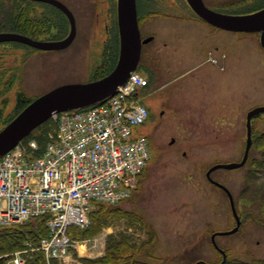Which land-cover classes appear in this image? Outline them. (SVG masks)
<instances>
[{
	"label": "rangeland",
	"instance_id": "rangeland-1",
	"mask_svg": "<svg viewBox=\"0 0 264 264\" xmlns=\"http://www.w3.org/2000/svg\"><path fill=\"white\" fill-rule=\"evenodd\" d=\"M28 1L0 0V21L6 16L4 10L11 11L16 19L28 11V18L38 23L32 37L57 40L58 35H63L60 39L68 36L71 27L65 16L50 4ZM69 1L77 16V34L69 47L45 51L14 41L0 43V131L22 111L17 104L19 93L26 99H36L61 85L88 83L102 74L114 44L117 0H113V5L111 0ZM149 24L148 32L157 37L147 50L158 48L166 54L170 44H175L180 51L181 62L178 58L170 78L177 82L160 88L156 94L160 100L174 98L180 114L171 118V128L164 131L163 139L151 152L150 162L131 196L111 204L110 207L120 209L103 224L96 220L102 211L92 212L98 209L95 204L89 226L79 227L71 234L75 240L73 249L57 258L58 263L84 264L81 258L102 257L111 243L117 245L125 236L126 241L138 247L148 245L140 258L150 264H257L264 260V164L260 151L254 149L239 168H218L210 178L207 172L216 164L241 162L244 157L246 117L240 107L238 117L231 115V105L235 99H244V91L250 94L251 88L257 90L258 86L259 91L251 93V99L255 96V102L264 104L261 41L249 37L251 47L258 45L255 50L261 59L254 64L241 62L234 68L225 55L239 34L222 29L212 34L206 25L195 22L156 19ZM0 32L18 30L6 23L0 24ZM174 35L181 39L173 38ZM214 40L228 49L210 48ZM164 42L170 44L166 47ZM252 65L259 66V71L254 69L251 75ZM137 71L146 75L143 65ZM249 77V86L244 91L237 90L248 85ZM213 84L229 94L221 98L217 95L215 112L202 115L203 109L193 108V97ZM231 90L239 97H231ZM211 94H216L215 89ZM253 128L255 135L264 134V113L253 120ZM135 131L147 135L145 124L136 126ZM222 184L231 191L242 220L241 227L232 234H217L237 227ZM145 250L152 255H145ZM44 261L53 264L55 260L46 257Z\"/></svg>",
	"mask_w": 264,
	"mask_h": 264
},
{
	"label": "built area",
	"instance_id": "built-area-1",
	"mask_svg": "<svg viewBox=\"0 0 264 264\" xmlns=\"http://www.w3.org/2000/svg\"><path fill=\"white\" fill-rule=\"evenodd\" d=\"M146 84L133 73L105 102L55 114L57 130L41 156L33 141L0 158V228L44 216L49 231L37 247L29 241L16 251L13 264H26L36 250L61 257L73 247L69 228L89 226L94 202L130 196L150 159L147 138L135 131L148 116L136 96Z\"/></svg>",
	"mask_w": 264,
	"mask_h": 264
},
{
	"label": "water",
	"instance_id": "water-1",
	"mask_svg": "<svg viewBox=\"0 0 264 264\" xmlns=\"http://www.w3.org/2000/svg\"><path fill=\"white\" fill-rule=\"evenodd\" d=\"M32 1L49 3L61 9L70 21V34L61 40L47 41L38 40L18 32H0V43L14 41L41 50H60L68 47L76 36V19L72 11L59 0ZM187 1L201 18L217 27L232 31H261V43L264 46V8L249 14L231 15L211 10L204 4L203 0ZM117 18L120 35V54L114 69L97 80L88 83L64 84L34 99L0 131V157L28 137L32 131L48 121L54 113L87 107L114 95L118 86L128 79L132 71L137 69L141 58L142 44L149 42L152 38L145 40L141 38L136 0H118ZM261 112H264V107H258L248 114V141L242 161L214 165L207 172L209 178L213 170L218 168H238L246 163L252 144L251 119L254 115ZM221 186L224 187L223 185ZM224 188L229 195L233 213L237 218V227L222 234H232L239 229L241 220L238 216L232 193L226 187ZM214 237L215 235H213Z\"/></svg>",
	"mask_w": 264,
	"mask_h": 264
},
{
	"label": "flooded vegetation",
	"instance_id": "flooded-vegetation-1",
	"mask_svg": "<svg viewBox=\"0 0 264 264\" xmlns=\"http://www.w3.org/2000/svg\"><path fill=\"white\" fill-rule=\"evenodd\" d=\"M60 1H62L65 5H67L71 9L77 23L76 12L75 9L72 8L73 6H71L72 4L71 1L69 0H60ZM75 1L78 2L77 0H72V2ZM136 1H137L138 20H139L142 39L148 37L152 38L149 42L144 43L142 46L141 61L148 79L147 86L144 88L143 90L144 94L142 95V100L148 109V118L145 122V127L147 129L148 140L153 149L152 152H154V148L157 146V142H161V139H163L162 136L164 131L169 130L171 128V118H176L180 114L179 113L180 106L177 104L174 98L172 99V97H169L168 99L160 100L157 98L156 94L160 88L164 86H171L172 84L177 82L175 79H170V78L177 67L178 58H179V63L181 62L180 60L181 55H180V51L177 49L175 44L171 45L170 43L167 42H164V46L167 47L170 44V47H168L169 49L166 54L162 53L161 52L162 49L158 50V48L156 49L148 48L147 50L146 48L147 45L152 43L154 38L157 37L155 34L148 32L151 26L149 23L153 22L156 19H163V20L179 22V23L195 22L196 24L198 23L200 25H206V27H208V31L212 34L215 33L216 30L222 28L209 23L203 20L200 16H198L190 7V5L187 3V0H169V1L162 0L161 2H159V0H147L148 2H146L145 0H136ZM203 1L208 8L214 11L223 14H231V15L248 14L264 8V0H203ZM110 2L113 5V0H111ZM114 10L115 7L113 8V12H111V16L113 15ZM65 17L69 22L68 17L66 15ZM222 30H226V29H222ZM226 31H231V30H226ZM231 32H235L239 34V36L236 38L237 41L235 42V44L230 47L231 51L227 52L225 55L227 59L231 60L230 65L234 68H237V65L240 64L241 62H245V63L247 62L250 64L257 63V61L261 59L260 54L256 52L258 45L256 44L255 46L256 50L254 46L251 47L250 43L252 42V40L250 38H257L261 41V32H245V31H231ZM172 37L175 39H181L180 36L178 35H174ZM209 46L210 48L217 51L228 49V47H224L222 43L217 40H214L212 43L209 44ZM246 54L247 57H245ZM254 69H257V71H259V66L253 67L252 65L251 75ZM245 82H243L241 85H244ZM249 82H250V77L246 82L248 83V85L246 87L243 86V88L237 90L244 91L249 86ZM259 88L260 86L257 87V90H255V88H251L250 94H245L244 91L245 100L235 99L232 101L231 115L238 117L239 107H240L242 116L246 117V129H247V116L249 112L261 106L259 105V103L255 102V96L251 99V93L255 94L256 92L259 91ZM213 89H215L216 92L214 96L211 94V91ZM217 90L219 91L217 92ZM232 91L234 90H231V92ZM228 94L229 93L227 91H223L220 87H217V85L215 84H213L212 86H207L202 93L200 94L198 93L193 97V101H192L194 104L193 108H196L197 111L199 109H203L202 115H207L208 113L215 112L214 108H216V104L219 101V98H221L222 96H226ZM217 95L219 98H217ZM230 96L239 97V95L237 94L234 95V92H232ZM248 104L249 107L247 106ZM262 106H264V104ZM263 113L264 112L255 115L251 121L252 146L255 144L253 120L256 117H260ZM220 252L222 253L223 250Z\"/></svg>",
	"mask_w": 264,
	"mask_h": 264
},
{
	"label": "trees",
	"instance_id": "trees-1",
	"mask_svg": "<svg viewBox=\"0 0 264 264\" xmlns=\"http://www.w3.org/2000/svg\"><path fill=\"white\" fill-rule=\"evenodd\" d=\"M28 1V0H26ZM148 2L147 0H145ZM31 2V1H28ZM61 16H65L64 13L54 7ZM6 16H4L3 20L0 21L1 25H6V23H10L15 25L19 33L31 36V32L38 27V23L36 20L32 21L28 18V11H26L25 15L24 12L21 19H16L12 17L10 14L11 11H6ZM116 29L114 31L113 37V48L108 55L107 64L105 67L102 68V74L99 76L100 78L107 75L109 72L112 71L119 56V33L117 30V19L115 21ZM63 24V23H62ZM64 29V28H63ZM62 29V30H63ZM65 32V31H63ZM63 35H58L55 39H60ZM104 73V74H103ZM98 77V79H99ZM34 99H26L22 93L18 94V108L19 111L24 109L29 103H31ZM15 117V116H14ZM55 128L54 124L49 120L44 124L40 125L36 128L25 140L24 142H28L31 139H35L39 145V152L41 153L46 146L48 133L53 131ZM255 136V144L252 146V150L258 149L259 156L262 157V164H264V134L260 135L259 132H256ZM259 158V157H258ZM98 206V209L92 210L94 213L101 212V215L96 217V220L103 224L104 222L108 221L109 216H113L119 209H115L110 207V205H106L104 203H97L95 207ZM91 216V215H90ZM138 220L139 218L134 214ZM132 216V218H133ZM35 224L38 225V231L34 229L33 221L20 224L13 227L7 228H0V264H8L9 261V253L21 249L24 247V242L26 239H32L34 242H38L41 236H46L48 233V229L45 224L44 218H38L35 220ZM92 224V223H91ZM95 224V221H94ZM93 224V225H94ZM80 229L77 226H73L69 230V234L72 237V233L78 231ZM86 229V228H85ZM119 244H110L109 248L106 251V254L102 257L98 258H81L84 264H150L147 261H144L140 257L142 256L143 250L148 246L144 244L142 247H138V245L131 243L130 241H126L127 238L123 236ZM150 256V250H145V255ZM45 258L41 251H38L34 254L33 258L27 261V264H45ZM53 264H60L58 260L53 261ZM257 264H264V260H260Z\"/></svg>",
	"mask_w": 264,
	"mask_h": 264
}]
</instances>
